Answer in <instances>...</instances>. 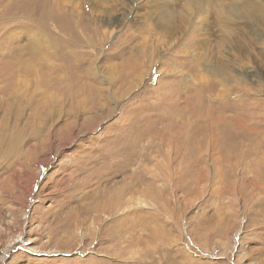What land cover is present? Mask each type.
Masks as SVG:
<instances>
[{
	"label": "rangeland",
	"instance_id": "obj_1",
	"mask_svg": "<svg viewBox=\"0 0 264 264\" xmlns=\"http://www.w3.org/2000/svg\"><path fill=\"white\" fill-rule=\"evenodd\" d=\"M239 2L189 66L188 0H0V264H264V58L197 63L264 44Z\"/></svg>",
	"mask_w": 264,
	"mask_h": 264
},
{
	"label": "bare ground",
	"instance_id": "obj_2",
	"mask_svg": "<svg viewBox=\"0 0 264 264\" xmlns=\"http://www.w3.org/2000/svg\"><path fill=\"white\" fill-rule=\"evenodd\" d=\"M190 1V5L192 8H194L195 13L193 11V15L195 20L200 23L201 27H203L200 32L198 29H196L195 27H193L191 25L192 22H194V19H191L190 22V28L191 31L190 33H186L188 38L184 37V39L181 41V43H183V45H186L189 47V49L193 50V53L191 54V58L192 59H187L188 60V65L190 66L191 64H193L194 62H196L198 60V50L199 48H201L202 46H204L207 42H209V38H207V34L205 32V27H208L210 25L208 24V21H206V17H203L202 15V9L199 6L200 3H205L206 0H188ZM208 3V2H207ZM202 5V4H201ZM189 11V10H188ZM247 13V14H246ZM235 15V17H237L239 20H247V21H252L253 23H255L256 25L261 26V28L264 30V0H240V2L233 6V8L230 10V16ZM182 25V24H181ZM180 25V26H181ZM236 30H240V27L237 26ZM176 32V31H175ZM254 34H256L253 31ZM263 34V32H261ZM178 35V34H177ZM179 43V42H178ZM179 46V45H178ZM253 46V47H252ZM255 43H253L250 39H248L247 37H243L241 32H229L228 36L226 38V42L222 43V60L218 65H215L213 68H211V66L209 67L207 63H204V66H200L199 62L198 63V67L200 68V71H204V70H208V72H212L213 75H218V76H222V80L220 81V85L223 84L222 89H225V87H227L226 84L230 83V79L232 78V74L235 71H238V68H242L241 71H243L242 73L250 76L252 79H255V81L260 82L258 80L259 72H258V62L260 64H263V58H264V44L262 43V46L259 47L258 52L253 51L256 55H251L248 56L250 54V51L252 50V48L254 49ZM180 47V46H179ZM183 48V47H182ZM181 49V48H180ZM248 51V54H246V52ZM236 52V53H234ZM189 53V52H188ZM188 53H186L188 55ZM191 53V52H190ZM185 54V53H184ZM78 55V54H77ZM181 55V53H180ZM182 56V55H181ZM187 58V57H186ZM257 59V60H256ZM259 59V61H258ZM261 60V61H260ZM244 61H246V63L248 64V66L250 68H246V67H240L242 66V64H244ZM187 65V66H188ZM239 66V67H238ZM195 67V65H194ZM247 69H251V70H247ZM200 79H202L201 84L205 87H207V89L210 88V85L216 82V79H209V77L203 73L200 76ZM232 80V79H231ZM235 82V81H234ZM235 84V83H234ZM200 87V86H199ZM231 87V86H230ZM263 87V86H262ZM68 88V87H67ZM196 88V87H195ZM233 88V86L231 87ZM200 91V88L198 89ZM228 90V89H227ZM251 90V89H250ZM247 91V90H246ZM198 92V91H197ZM223 92V91H222ZM229 92V91H228ZM224 93V92H223ZM264 93V92H263ZM203 95V94H202ZM202 98V102H205V99ZM228 95V94H227ZM251 95V94H250ZM259 95V94H258ZM204 97L207 98L208 103L210 104H216L222 98L223 95L221 94H217L215 97H213L212 95H207L206 93H204L203 95ZM244 96V95H243ZM249 96V95H248ZM198 97V96H197ZM226 97V96H225ZM228 97V96H227ZM240 97V96H239ZM242 97V96H241ZM216 98L217 101H216ZM255 99V98H254ZM227 100V99H226ZM245 100V99H243ZM260 100V99H259ZM241 100H239L240 102ZM262 101V100H261ZM243 102V101H242ZM201 103V102H200ZM259 103V102H258ZM221 104V103H220ZM238 112V111H237ZM212 114V113H211ZM235 116V115H234ZM217 117V116H216ZM219 117V116H218ZM209 118V117H208ZM240 119V118H239ZM243 119V118H242ZM232 121V120H231ZM238 121V120H237ZM236 121V123H237ZM243 124V123H242ZM239 126V124H238ZM242 126H245L244 124ZM234 127V126H233ZM237 127V126H236ZM242 128V127H241ZM247 129V128H246ZM183 130V129H182ZM236 130V129H235ZM243 131V129H242ZM182 132V131H181ZM237 132V131H235ZM240 132V131H239ZM234 134V133H233ZM232 134V135H233ZM237 134V133H236ZM247 134V133H246ZM260 134V133H259ZM258 134V135H259ZM236 136V135H235ZM260 137H263V135H259ZM237 137V136H236ZM239 139V138H238ZM216 140V138H215ZM240 140V139H239ZM243 141V140H242ZM237 143V142H236ZM217 144V143H216ZM246 146V145H245ZM212 147V146H211ZM255 147V146H254ZM264 138L258 142V146H257V151L258 150H264ZM246 148V147H245ZM255 150V149H254ZM263 153V152H262ZM264 155V153H263ZM261 164L264 165V157L260 160Z\"/></svg>",
	"mask_w": 264,
	"mask_h": 264
}]
</instances>
